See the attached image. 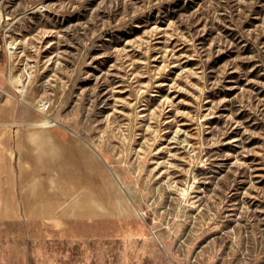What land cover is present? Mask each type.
Masks as SVG:
<instances>
[{
	"label": "rangeland",
	"instance_id": "obj_1",
	"mask_svg": "<svg viewBox=\"0 0 264 264\" xmlns=\"http://www.w3.org/2000/svg\"><path fill=\"white\" fill-rule=\"evenodd\" d=\"M6 99L129 205L1 221L0 264H264V0H0Z\"/></svg>",
	"mask_w": 264,
	"mask_h": 264
},
{
	"label": "crops",
	"instance_id": "obj_2",
	"mask_svg": "<svg viewBox=\"0 0 264 264\" xmlns=\"http://www.w3.org/2000/svg\"><path fill=\"white\" fill-rule=\"evenodd\" d=\"M46 120L32 105L0 100V222L107 218L127 209L89 143Z\"/></svg>",
	"mask_w": 264,
	"mask_h": 264
},
{
	"label": "bare ground",
	"instance_id": "obj_3",
	"mask_svg": "<svg viewBox=\"0 0 264 264\" xmlns=\"http://www.w3.org/2000/svg\"><path fill=\"white\" fill-rule=\"evenodd\" d=\"M52 124H55L56 122H52V121H50Z\"/></svg>",
	"mask_w": 264,
	"mask_h": 264
}]
</instances>
